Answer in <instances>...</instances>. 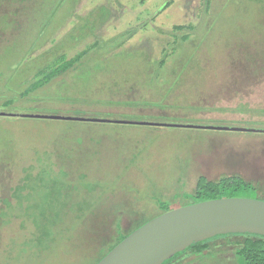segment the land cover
Instances as JSON below:
<instances>
[{
	"label": "rangeland",
	"instance_id": "374dc122",
	"mask_svg": "<svg viewBox=\"0 0 264 264\" xmlns=\"http://www.w3.org/2000/svg\"><path fill=\"white\" fill-rule=\"evenodd\" d=\"M11 2L0 6V113L264 131V0ZM88 48L20 98L38 72ZM256 163L264 167V133L0 116V264H96L117 224L128 234L160 214L158 200L187 205L204 176L249 171L264 201ZM56 196L66 216L45 237L41 207ZM243 240L218 238L171 264H235Z\"/></svg>",
	"mask_w": 264,
	"mask_h": 264
},
{
	"label": "water",
	"instance_id": "95a60500",
	"mask_svg": "<svg viewBox=\"0 0 264 264\" xmlns=\"http://www.w3.org/2000/svg\"><path fill=\"white\" fill-rule=\"evenodd\" d=\"M0 116L264 133L263 130L138 123L58 115L0 113ZM227 235H251L264 238V201L250 198H223L170 210L133 231L97 264H167L198 244Z\"/></svg>",
	"mask_w": 264,
	"mask_h": 264
},
{
	"label": "trees",
	"instance_id": "16d2710c",
	"mask_svg": "<svg viewBox=\"0 0 264 264\" xmlns=\"http://www.w3.org/2000/svg\"><path fill=\"white\" fill-rule=\"evenodd\" d=\"M27 1L28 0H15V2L21 6H24L23 4ZM10 3H12L11 0H0V6H3L5 4H10ZM208 4H209V0H206V6H208ZM58 6L59 5L56 4V7L50 12L48 16V20L45 21V24L43 23V27L48 25L51 18L55 16L56 12L58 11ZM5 18L6 16L2 18L3 26H9L10 23L5 22L4 21ZM6 20H8V18H6ZM14 23L15 22H13L12 24ZM174 30L179 31V32H182V31L190 32L192 30V27L191 26H177V27H174ZM40 32L42 34V29L40 30ZM188 35L189 34L183 35L180 38V41L181 42L187 41V39L189 38ZM90 49L91 48H88L82 51L81 53L77 54L74 58L70 60H66L65 56H60L52 64L48 65L45 69L38 72L34 76L35 77L34 80L20 94V98H26L32 92H36L38 90H41L49 86L55 79L63 76L68 71L73 69L75 65L80 63L81 60L85 56H87L91 51H93ZM13 104H15L14 101L8 100L4 103V106L7 107ZM62 189H63L62 186H59L58 189H56V187L54 186L53 189H48V190H49V193L53 194L55 192L59 193L60 191H62ZM258 193H259V190L257 189L255 185H253L250 182L244 181L242 178L238 176L223 177L218 181H209L205 177H200L198 179L194 192L191 194H184L183 198L189 201L187 205H190L194 203H200V202H205V201H210V200H215V199H223V198L257 199ZM16 196L19 201L26 199V197L22 198L20 192H17ZM60 198H61L60 196H56L55 198H53L54 199L53 204H49L46 202V207H49V208H46V210H44V208L41 207V210L43 209V212L41 213L39 220L41 219V224L43 227H39V231H42V235L45 237H48L49 234L51 233V228L59 225L64 219V217L66 216L65 211H66L67 204L64 201L62 202L59 201ZM157 206H158V210L160 211L159 215L164 214L171 210L168 202H162L158 200ZM54 207L57 209L56 210L53 209ZM89 209H90L89 204H85L82 206L78 205V211L80 213H83V212L85 213ZM139 227H137L136 229H138ZM116 229H117L116 241L114 244H112L109 247L110 249L105 253V255L109 253L125 237H127L129 234H131L133 231L136 230L134 229L132 232L128 234H122L120 231L119 224L116 225ZM231 236H243L244 237L243 242L240 244H236V247L234 248V251L232 252L235 264H264V238L258 237V236H251V235H227V236L217 237L215 239L222 238V237H231ZM215 239L208 240L202 244H198L190 248L189 250H187L181 256H187V255L200 256L203 252L209 249V243ZM105 255H103L102 258Z\"/></svg>",
	"mask_w": 264,
	"mask_h": 264
},
{
	"label": "flooded vegetation",
	"instance_id": "af4514ba",
	"mask_svg": "<svg viewBox=\"0 0 264 264\" xmlns=\"http://www.w3.org/2000/svg\"><path fill=\"white\" fill-rule=\"evenodd\" d=\"M254 165H255V163H253ZM256 170H257V174H258V178H259V180H261V178L263 179L264 178V167L263 166H261V164H258V163H256ZM262 171H263V174H262ZM260 174V175H259ZM232 176H234V175H232ZM240 178H242L244 181H247L248 179H253V178H251L253 175H252V173L251 172H249V171H246V170H240ZM238 176V177H239ZM207 180H209L206 176H204ZM249 180V181H250ZM209 181H211V180H209ZM262 191H264V190H262ZM179 257H181V255L180 256H178V257H176V258H174L172 261H174L175 259H177V258H179ZM172 261H170L169 263H167V264H171L172 263Z\"/></svg>",
	"mask_w": 264,
	"mask_h": 264
},
{
	"label": "crops",
	"instance_id": "0c3cea01",
	"mask_svg": "<svg viewBox=\"0 0 264 264\" xmlns=\"http://www.w3.org/2000/svg\"><path fill=\"white\" fill-rule=\"evenodd\" d=\"M246 182H248V181H246ZM251 183V182H250Z\"/></svg>",
	"mask_w": 264,
	"mask_h": 264
}]
</instances>
